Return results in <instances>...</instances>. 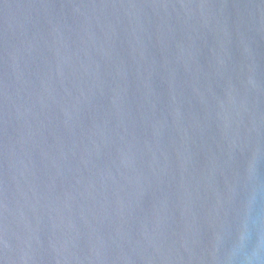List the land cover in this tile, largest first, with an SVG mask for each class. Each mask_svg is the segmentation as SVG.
Returning a JSON list of instances; mask_svg holds the SVG:
<instances>
[{"label": "water", "instance_id": "obj_1", "mask_svg": "<svg viewBox=\"0 0 264 264\" xmlns=\"http://www.w3.org/2000/svg\"><path fill=\"white\" fill-rule=\"evenodd\" d=\"M0 264H264V0H0Z\"/></svg>", "mask_w": 264, "mask_h": 264}]
</instances>
